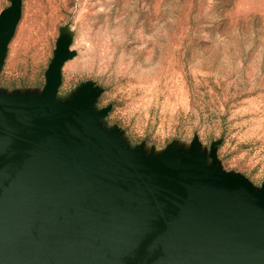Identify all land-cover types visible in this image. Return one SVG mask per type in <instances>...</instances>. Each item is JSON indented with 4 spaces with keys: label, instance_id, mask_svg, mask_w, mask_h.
Returning <instances> with one entry per match:
<instances>
[{
    "label": "water",
    "instance_id": "obj_1",
    "mask_svg": "<svg viewBox=\"0 0 264 264\" xmlns=\"http://www.w3.org/2000/svg\"><path fill=\"white\" fill-rule=\"evenodd\" d=\"M22 13H0V72ZM58 44L40 100L0 99V264H264V180L122 146L83 90L62 106Z\"/></svg>",
    "mask_w": 264,
    "mask_h": 264
},
{
    "label": "rangeland",
    "instance_id": "obj_2",
    "mask_svg": "<svg viewBox=\"0 0 264 264\" xmlns=\"http://www.w3.org/2000/svg\"><path fill=\"white\" fill-rule=\"evenodd\" d=\"M22 18L0 99L40 100L58 44V102L86 90L97 125L143 156L264 180V0H0Z\"/></svg>",
    "mask_w": 264,
    "mask_h": 264
}]
</instances>
